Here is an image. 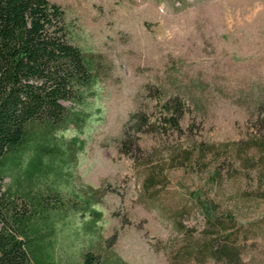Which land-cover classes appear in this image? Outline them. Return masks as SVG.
<instances>
[{
    "label": "rangeland",
    "instance_id": "1",
    "mask_svg": "<svg viewBox=\"0 0 264 264\" xmlns=\"http://www.w3.org/2000/svg\"><path fill=\"white\" fill-rule=\"evenodd\" d=\"M50 1L95 59L105 118L81 133L74 185L44 192L67 216L37 264H83L89 250L103 264H223L180 260L183 232L204 234L202 201L245 226L241 264H264V0ZM174 99L181 130L161 125ZM137 111L149 124L121 146Z\"/></svg>",
    "mask_w": 264,
    "mask_h": 264
},
{
    "label": "trees",
    "instance_id": "2",
    "mask_svg": "<svg viewBox=\"0 0 264 264\" xmlns=\"http://www.w3.org/2000/svg\"><path fill=\"white\" fill-rule=\"evenodd\" d=\"M72 40L60 5L50 0H0V264L43 260L37 253L47 248L67 216L43 200L74 185L81 133L105 118L95 59ZM165 107L161 125L181 130L183 103L174 99ZM148 124L142 112L132 113L121 146L128 135ZM4 177L14 189L4 187ZM201 205L204 234L200 238L192 236L193 230L183 232L180 260H204L210 255L223 264H241L239 245L245 226L239 228L233 211L219 213L212 202ZM90 214L93 217L81 225L84 232H91L100 220V210ZM83 264L103 260L89 250ZM112 264L127 263L116 257Z\"/></svg>",
    "mask_w": 264,
    "mask_h": 264
}]
</instances>
